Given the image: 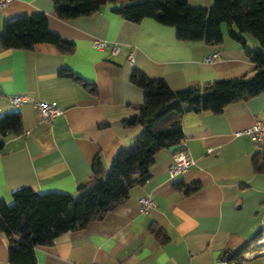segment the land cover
Instances as JSON below:
<instances>
[{
	"label": "crops",
	"instance_id": "crops-1",
	"mask_svg": "<svg viewBox=\"0 0 264 264\" xmlns=\"http://www.w3.org/2000/svg\"><path fill=\"white\" fill-rule=\"evenodd\" d=\"M126 1L113 0L66 21L57 17L52 0H9L0 8V30L5 19L40 12L49 31L73 42L70 53L51 43L30 50L5 49L0 43V114L21 115V132L7 137L0 150V200L10 203L11 192L23 186L76 196L97 154L108 169L116 150L141 131L139 125L122 123L144 99L142 89L129 80L134 68L164 79L173 90L253 74V63L229 38L225 24L217 45L181 41L174 27L153 18L123 19L114 9ZM187 1L194 7L211 5V0ZM243 36L248 48H259L250 34ZM97 40L117 44L120 51L113 55L109 48L98 49ZM215 48L219 57L205 62ZM21 93L55 103L62 113L45 122L31 103L10 106L8 97ZM262 119L264 91L220 113H184L182 143L194 161L190 168L169 180L174 151L159 150L147 180L101 219L59 235L50 246L36 247L34 264H214L226 251L254 249L264 219V146L247 134L232 133ZM208 147L213 150L207 152ZM181 183L199 188L185 194L177 189ZM145 194L155 206L141 211L138 199ZM0 264H11L1 232ZM237 264H264V255L246 252Z\"/></svg>",
	"mask_w": 264,
	"mask_h": 264
},
{
	"label": "trees",
	"instance_id": "trees-1",
	"mask_svg": "<svg viewBox=\"0 0 264 264\" xmlns=\"http://www.w3.org/2000/svg\"><path fill=\"white\" fill-rule=\"evenodd\" d=\"M109 2L113 0H52L57 17L64 21L88 16ZM114 11L131 23L153 18L174 27L178 40H204L211 45L221 43V27L225 24L227 35L240 44L253 63L254 72L251 76L173 90L164 79L149 78L139 69H132L129 80L142 89L144 99L122 123L126 127L139 125L141 131L129 144L116 150L108 169L105 170L97 154L91 163L90 176L77 186L76 196L56 191L37 192L23 186L11 192L10 203L0 200V232L6 240L11 264H34L36 247L50 246L59 235L101 219L134 186L147 180L155 154L182 144L180 121L184 113L201 110L220 113L226 105L264 91V0H211L209 8L191 6L187 0H127ZM243 34H250L259 48H248ZM0 43L5 49L30 50L37 43H51L61 53L73 50L71 40L48 30L47 18L40 12L5 19ZM61 75L78 79L64 71ZM89 91L94 93L95 87L92 85ZM20 132L18 111L0 114V150L7 137ZM198 188L197 184L177 185L185 194ZM254 250L244 246L230 253L229 259L237 264L243 253Z\"/></svg>",
	"mask_w": 264,
	"mask_h": 264
},
{
	"label": "built area",
	"instance_id": "built-area-1",
	"mask_svg": "<svg viewBox=\"0 0 264 264\" xmlns=\"http://www.w3.org/2000/svg\"><path fill=\"white\" fill-rule=\"evenodd\" d=\"M9 0H0V8L3 7ZM93 45L96 48H109L113 55H116L120 51V46L113 44L109 46L105 41H94ZM219 57V51L215 48L208 54L204 61L211 62ZM131 55L128 57V61H131ZM8 103L12 107H19L24 103H31L36 110V114L41 121L50 122L51 119L60 115L62 110L57 107L55 103H46L44 101L31 98L25 93L15 94L8 97ZM241 134H247L251 140L259 147L264 146V119L255 120L250 126L245 129L235 131L232 133L233 136H239ZM213 148L208 147L207 152H211ZM194 163L193 159L188 155V152L182 143L180 147L173 152V158L171 164L168 166L167 175L168 179L172 180L177 176L187 171L190 166ZM140 203V210L143 211L146 208L154 207L155 201L150 194H145L138 199ZM264 239V219L260 224L259 238L256 241L257 246H261V240ZM261 251V250H259ZM231 251L224 252L221 257L215 260L214 264H236L234 260L229 259Z\"/></svg>",
	"mask_w": 264,
	"mask_h": 264
},
{
	"label": "water",
	"instance_id": "water-1",
	"mask_svg": "<svg viewBox=\"0 0 264 264\" xmlns=\"http://www.w3.org/2000/svg\"><path fill=\"white\" fill-rule=\"evenodd\" d=\"M178 148H179V146L177 145V146L169 147L168 150H169V151H175V150H177ZM260 254L264 255V253H261V252H260Z\"/></svg>",
	"mask_w": 264,
	"mask_h": 264
},
{
	"label": "bare ground",
	"instance_id": "bare-ground-1",
	"mask_svg": "<svg viewBox=\"0 0 264 264\" xmlns=\"http://www.w3.org/2000/svg\"><path fill=\"white\" fill-rule=\"evenodd\" d=\"M261 245H262V247H261V251L260 252L264 253V239L261 240Z\"/></svg>",
	"mask_w": 264,
	"mask_h": 264
},
{
	"label": "rangeland",
	"instance_id": "rangeland-1",
	"mask_svg": "<svg viewBox=\"0 0 264 264\" xmlns=\"http://www.w3.org/2000/svg\"><path fill=\"white\" fill-rule=\"evenodd\" d=\"M258 248H260V246H257V245L254 246L255 250H257Z\"/></svg>",
	"mask_w": 264,
	"mask_h": 264
}]
</instances>
